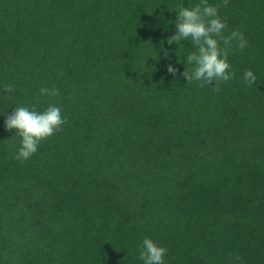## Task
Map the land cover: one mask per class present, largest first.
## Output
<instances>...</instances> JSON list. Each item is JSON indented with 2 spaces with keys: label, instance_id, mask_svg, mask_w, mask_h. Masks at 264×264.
Returning a JSON list of instances; mask_svg holds the SVG:
<instances>
[{
  "label": "trees",
  "instance_id": "16d2710c",
  "mask_svg": "<svg viewBox=\"0 0 264 264\" xmlns=\"http://www.w3.org/2000/svg\"><path fill=\"white\" fill-rule=\"evenodd\" d=\"M199 2L0 0V264H144L146 237L165 264H264V0H208L247 40L219 92L168 43ZM49 105L62 131L15 159L5 120Z\"/></svg>",
  "mask_w": 264,
  "mask_h": 264
},
{
  "label": "clouds",
  "instance_id": "9594fccd",
  "mask_svg": "<svg viewBox=\"0 0 264 264\" xmlns=\"http://www.w3.org/2000/svg\"><path fill=\"white\" fill-rule=\"evenodd\" d=\"M229 0H223L222 6H227ZM221 5H211L208 0H200L191 7L178 6L176 19V34L168 39V43L181 44L182 41H191L196 49L187 54V70L183 76L187 83L199 82L200 87H211L213 91H220L222 82H229L235 78V72L231 70L228 60L233 46L241 51L247 46L244 33L233 30L225 35L228 25L219 15ZM223 45V47L221 46ZM167 55V52H166ZM188 65H194L189 68ZM168 72L175 75L178 69L168 66ZM257 77L251 70H247L243 76V82L251 87L256 83ZM13 86L5 85L4 92L14 93ZM42 96L57 97L60 95L58 88L42 87ZM67 123L62 115V109L55 105H49L43 112L30 110L28 107H15V111L5 120L6 128L15 130L21 137V146L15 159L28 160L39 148V145L62 131ZM167 248L157 245L151 238H144L139 248V259L144 264H165Z\"/></svg>",
  "mask_w": 264,
  "mask_h": 264
}]
</instances>
